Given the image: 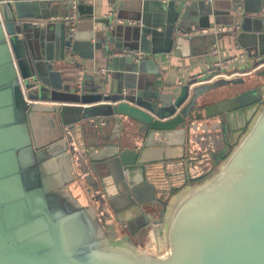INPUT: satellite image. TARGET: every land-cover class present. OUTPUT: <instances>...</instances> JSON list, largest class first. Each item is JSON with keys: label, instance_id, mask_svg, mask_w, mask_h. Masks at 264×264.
<instances>
[{"label": "water", "instance_id": "1", "mask_svg": "<svg viewBox=\"0 0 264 264\" xmlns=\"http://www.w3.org/2000/svg\"><path fill=\"white\" fill-rule=\"evenodd\" d=\"M39 1L0 0V264H264V85L256 87L264 60L244 77L190 82L163 94V83L149 93L143 90L152 84L131 76L148 60L117 55H148L151 44L156 72L155 55L170 52L173 34L178 44L209 28L205 20L217 16L220 1L178 3L168 47L159 48L154 25L150 39L143 32L140 51L94 31L97 21L81 19L82 0H65L61 15L51 5L38 15ZM229 3L228 12L241 16L236 27L252 23L263 40L264 1L254 10ZM158 4L134 3L161 21ZM263 56L262 49L256 57ZM77 57L104 60L112 73L130 76L121 92L72 73L64 84L63 65L78 68ZM228 87L245 90L219 102L232 114L211 122L202 104ZM109 125L113 135H104ZM70 186L81 193L87 187L93 203L83 206L84 195L74 198ZM150 223L159 227L155 252L131 240Z\"/></svg>", "mask_w": 264, "mask_h": 264}, {"label": "crops", "instance_id": "2", "mask_svg": "<svg viewBox=\"0 0 264 264\" xmlns=\"http://www.w3.org/2000/svg\"><path fill=\"white\" fill-rule=\"evenodd\" d=\"M137 1L138 0H84V4L81 9V19L87 21V18H92L94 21H97L93 26L94 31H101L104 29L105 36L112 39L114 45L135 51L145 49V46L143 45V40L145 41L143 38V32L145 30L148 31L146 40L150 39V32L153 30V26L157 25L155 31L160 34V38L158 39L161 41L159 48L168 47V37H166V34L170 33L173 25L177 27L180 22L179 19L177 21L175 20L176 14L181 11V8H179L180 4L176 2L170 4L169 2L164 3L158 0H153L159 2V8L162 6L163 8L161 9H165L162 20L156 21L153 20V15L151 17V15H144L141 11H139L140 7L134 5ZM192 1L186 3V5H189ZM215 1H220L216 6L218 11L217 16L215 18L212 15L208 16L205 20L206 22L204 21L209 25V28H203L199 31L192 32L190 34L192 38L190 37V39L182 40L181 42H178V44L175 43L176 38L175 34H173V45L171 46L170 52L162 55H155L156 64L154 65V68L156 69V72H152L153 65L150 62L153 60L152 55L150 54L151 44H149V46L146 45L148 55L144 54L141 59H146L148 62L143 66V73L137 74L135 72L136 74L134 73L131 75L132 77L137 76L143 82L145 81L152 84L151 86L146 85L148 86V90L143 91L151 93L150 91L152 89H156L153 88V85L157 82H161L165 87L163 94L172 92L171 90H173V92H178L181 86L194 82L197 77L204 75L207 76L208 70L214 63L217 62L238 58L234 62L232 61L229 65H227L225 72H239L246 74L252 70V67L257 60H264V56L258 58L260 51H262V49L264 51V39L261 40L258 34L254 32L257 26L248 22L244 25H240L242 26V29L240 26L236 27L237 23H241V16L238 12H228L232 6L229 2H246L248 4V9L254 10L258 7L257 5L264 0H205V4L209 2L214 3ZM39 2L37 3L42 4L43 7H39L34 10L38 15L49 11V5L57 8V15L67 12V1L65 0H45L42 1V3L41 1ZM259 18H264V10L261 12ZM215 20L221 24H215ZM233 20L234 24L236 23L235 25H226L233 22ZM105 24H108V26ZM185 25L190 27L189 22H186ZM260 28L262 27L260 26ZM81 32L84 35H88L89 26L85 25L82 27ZM187 38H189V35ZM92 42V44H95V41ZM107 48L112 49L113 46L108 44ZM93 49L94 50H91V52L92 54H95V45ZM84 52H86V50H84ZM257 54L258 57H256ZM96 55H98V53H96L95 56ZM119 58L124 59L127 57L119 55ZM76 59L79 66L78 68H75L71 64L63 65L64 68L61 79L64 84L67 83L68 78H70V73H72L73 75L75 74L79 77L91 76L94 78L95 84L100 83L99 81L103 80V87L106 92H121V87L123 86L122 82L124 83L125 81V79L123 80V77L127 78L126 75L130 76L129 73H125L123 70H116L112 73L107 69L104 60L100 61L95 59L94 62H89V60L85 58L77 57ZM263 66L264 64L259 67ZM257 82L256 87L264 85V80H257ZM87 83L88 87L91 88L92 82L89 81ZM144 85H142V87ZM244 88L245 87H228L209 94L206 102L203 103L202 106L205 108L204 111L214 117L211 122L217 121L219 115L222 119H226L228 115L232 114V112L229 113L227 111L229 104L220 106L219 102L227 100L233 95L244 91ZM217 104H219V108H216ZM218 111L221 113L219 114ZM203 113V115H205V112ZM202 124H204V122L200 123V125ZM238 125L239 124L237 122L236 127H238ZM112 129L113 126L109 125L105 129L104 135H113ZM66 176L67 174L64 177L66 178ZM67 177L69 178V175ZM92 177L96 180L95 174H92ZM65 181L66 180H64V182ZM86 188L87 187H84V191L81 193L74 191L72 186H70V189L69 191L67 190V192L74 198L78 197L79 194L80 196L81 194L84 195L85 202L82 201L81 204L86 206L91 204L93 201L91 197H86L89 194H86L85 196V193H87ZM98 193L100 194V191H98ZM91 194L94 195L92 192ZM118 210L122 211L123 209L121 208ZM157 212L158 209L156 210V214H158ZM126 217H128V219L130 218L129 221L132 219L131 215ZM128 219L126 220L128 221ZM151 220L156 221L157 216L151 215ZM158 228V225L150 223L145 228L140 229L131 239L133 244L142 250L143 248H148V246L152 243L155 244V233L156 230L158 231ZM142 234H145L146 238L149 240V243L145 245L146 247L144 246V243L140 241Z\"/></svg>", "mask_w": 264, "mask_h": 264}, {"label": "built area", "instance_id": "3", "mask_svg": "<svg viewBox=\"0 0 264 264\" xmlns=\"http://www.w3.org/2000/svg\"><path fill=\"white\" fill-rule=\"evenodd\" d=\"M72 2V4L74 5L76 1L78 0H70ZM84 1V0H82ZM161 2H176V3H182V4H186L192 0H158ZM120 56H126V57H135L140 59L143 55L140 52L134 53L132 51H127L124 50L122 52L119 53ZM241 58V57H240ZM238 58H233L231 60H226L223 62H217L214 63L213 66L208 70L207 76H199L196 78V80H194V82L196 83H209L212 82L214 80L217 79H232V78H240L243 77L244 74L243 73H239V72H225V69L227 67V65H229L232 61L234 62L235 60H237Z\"/></svg>", "mask_w": 264, "mask_h": 264}, {"label": "rangeland", "instance_id": "4", "mask_svg": "<svg viewBox=\"0 0 264 264\" xmlns=\"http://www.w3.org/2000/svg\"><path fill=\"white\" fill-rule=\"evenodd\" d=\"M140 241H142L144 243V246L149 243V240L146 238V235L145 234H142V236L140 238ZM157 242L158 241L156 240V243L155 244L154 243L150 244L148 246V248L145 246L146 248H143V250L146 249L147 251L155 252L156 251V247L155 246H156Z\"/></svg>", "mask_w": 264, "mask_h": 264}, {"label": "flooded vegetation", "instance_id": "5", "mask_svg": "<svg viewBox=\"0 0 264 264\" xmlns=\"http://www.w3.org/2000/svg\"><path fill=\"white\" fill-rule=\"evenodd\" d=\"M224 134H225V133H224ZM222 144H223V143H222ZM169 186H170V185H169ZM169 186H168V184L165 186L167 191L165 192L164 196H167L168 194L171 193V191H170L171 186H170V188H169ZM164 196H163V197H164ZM163 197H162V198H163Z\"/></svg>", "mask_w": 264, "mask_h": 264}, {"label": "trees", "instance_id": "6", "mask_svg": "<svg viewBox=\"0 0 264 264\" xmlns=\"http://www.w3.org/2000/svg\"><path fill=\"white\" fill-rule=\"evenodd\" d=\"M169 195L170 194H168L167 196H164L163 198H162V204H165V202L168 200V198H169Z\"/></svg>", "mask_w": 264, "mask_h": 264}, {"label": "bare ground", "instance_id": "7", "mask_svg": "<svg viewBox=\"0 0 264 264\" xmlns=\"http://www.w3.org/2000/svg\"><path fill=\"white\" fill-rule=\"evenodd\" d=\"M155 247H156V250H160V248H161L160 245H157V244H156ZM162 252H163V251H162Z\"/></svg>", "mask_w": 264, "mask_h": 264}]
</instances>
